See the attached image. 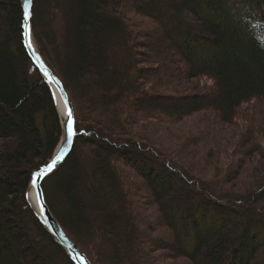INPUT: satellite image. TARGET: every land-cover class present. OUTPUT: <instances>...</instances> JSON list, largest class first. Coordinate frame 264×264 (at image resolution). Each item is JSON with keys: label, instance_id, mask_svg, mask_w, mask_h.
Segmentation results:
<instances>
[{"label": "trees", "instance_id": "trees-1", "mask_svg": "<svg viewBox=\"0 0 264 264\" xmlns=\"http://www.w3.org/2000/svg\"><path fill=\"white\" fill-rule=\"evenodd\" d=\"M31 13L76 133L40 187L90 264H264V0H33ZM22 21L20 0H0V264H73L26 202L61 129ZM173 125L187 131L172 146L151 136Z\"/></svg>", "mask_w": 264, "mask_h": 264}, {"label": "water", "instance_id": "water-1", "mask_svg": "<svg viewBox=\"0 0 264 264\" xmlns=\"http://www.w3.org/2000/svg\"><path fill=\"white\" fill-rule=\"evenodd\" d=\"M20 1H21L22 12H23L22 44H23L25 52L28 58L30 59L32 65L36 68V70L45 80V82L47 83V85L49 86L52 92L56 112L59 118L60 129H61L59 143L51 159L45 166L40 168L38 171H36L32 175V179H31V182L28 188V192L26 194V202L28 203L32 213L34 214L35 218L40 223V225L54 239L55 243L65 251L66 255L69 257V259L72 261L73 264H90L87 258L66 237V235L64 234L59 224L55 221V219L51 215L50 211L48 210V207L45 204L44 196H43V193L40 187L42 181L45 178H47L49 175H51L58 167H60L63 164V162L65 161V159L68 157L69 153L72 150L74 136L72 138V144L69 146L67 144V121L69 119V114H71V120L73 123V132H74V117H73V109H72L71 103L69 102L68 97L61 83L46 67V65L44 64L41 56L39 55L35 47V44L32 38V32H31V19H32L31 10H32L33 0H20ZM26 9L29 13V20L27 21V29H28L27 36L25 35V31H24L25 29L24 14H25ZM28 44H31V47H28L27 46ZM51 86H53L55 92L53 91ZM56 95L57 97H59L61 103L64 106V116H62V114H60L59 112L58 105L56 102L57 100ZM65 149H67V152L65 153L63 160L57 161L51 172H47L43 176H39V174L42 173L45 169H47L49 165H52L53 162L56 161V158L60 156L61 153L64 152ZM34 177H38L36 185L33 184ZM31 190H33L35 193V200H36L35 206L32 205V202L30 200Z\"/></svg>", "mask_w": 264, "mask_h": 264}, {"label": "rangeland", "instance_id": "rangeland-1", "mask_svg": "<svg viewBox=\"0 0 264 264\" xmlns=\"http://www.w3.org/2000/svg\"><path fill=\"white\" fill-rule=\"evenodd\" d=\"M231 2L233 1V0H230ZM133 20H135L134 18H133ZM137 20H139V21H135L136 23H139V22H141V20H140V18L138 17L137 18ZM136 23L134 24V25H136ZM130 25H131V23H129ZM255 26H256V24H254ZM146 25L144 24V26L142 27H139V28H136L135 26H134V30L136 31V32H138V33H140V32H143V31H146ZM147 31H153V29H151V30H147ZM138 42H144V43H146L147 45H149L150 44V42L151 41H149V40H147V39H140V40H138ZM139 51L141 52V54H143L146 58H153L152 57V55H151V53L150 52H148V51H145L144 49H139ZM143 66H146V67H148V68H155L153 65H150V64H148V63H146V64H144ZM192 91V90H191ZM195 92H197V91H195ZM193 93V92H192ZM164 128H166L165 126H163V127H160V129H164ZM186 131H187V127H185V126H178V125H173L172 127H170V129L167 131V132H169V135H167L166 134V132L164 131L163 133H161V130L159 131V130H157V131H155V132H153L152 134H151V136L153 137V139L154 140H158V141H160V142H162L163 144H165V145H170V146H172V143H170V142H168L169 141V139H167V138H171V140H175V139H177V138H179L176 134H180V137H185V135H186ZM60 139V138H59ZM182 139H184V138H182ZM179 141H181V138H180V140ZM220 140L219 139H217V142H216V144L219 142ZM215 144V145H216ZM221 145H222V143H220ZM215 145H212V146H209V151H213V152H215L214 150H216V149H214L215 148ZM166 148V147H165ZM170 151H172L173 153L174 152H176L175 151V149L174 148H168ZM233 147H231V146H229V147H226L225 149H224V151H225V153L227 154V156H228V154H232V152H233ZM203 153H205V151L203 152ZM239 158V156L236 154L235 156H234V160H236V159H238ZM229 160V159H228ZM243 160V159H242ZM248 168H249V163H248V161L245 159V162H244V166H243V170H242V178H244L245 177V175H246V172H247V170H248ZM243 171H244V173H243ZM210 177H212V174L211 173H205L204 175H203V178L204 179H206V178H210ZM148 210H155V207H150ZM153 256H151V257H156V259L157 260H155L156 262H158L157 264H179V263H182V261L181 262H179L180 260H178V262H176V260H175V262H171L170 260H166L165 258L166 257H168V254L167 253H165V254H161L160 252H158V253H156V254H152Z\"/></svg>", "mask_w": 264, "mask_h": 264}, {"label": "snow or ice", "instance_id": "snow-or-ice-1", "mask_svg": "<svg viewBox=\"0 0 264 264\" xmlns=\"http://www.w3.org/2000/svg\"><path fill=\"white\" fill-rule=\"evenodd\" d=\"M29 20V13L27 9L25 10L24 14V22H25V35H28V29H27V21ZM28 47H31V44L27 45ZM76 133L73 132V123L71 120V114H69V119L67 121V144L70 146L72 144V138ZM67 152V149L64 150V152L61 153L60 156L56 158V161L53 162L52 165H49L47 169H45L42 173L39 174V176H43L47 172H51L53 170V167L55 166L57 161L63 160L65 153ZM38 177L33 178V184H37Z\"/></svg>", "mask_w": 264, "mask_h": 264}, {"label": "bare ground", "instance_id": "bare-ground-1", "mask_svg": "<svg viewBox=\"0 0 264 264\" xmlns=\"http://www.w3.org/2000/svg\"><path fill=\"white\" fill-rule=\"evenodd\" d=\"M51 87H52L53 91L55 92L53 86H51ZM56 99H57L56 102H57V105H58L59 112H60V114H62V116H64V106L61 103L59 97H57V95H56ZM30 200L32 202V205L35 206L36 200H35V193H34L33 190L30 191Z\"/></svg>", "mask_w": 264, "mask_h": 264}]
</instances>
